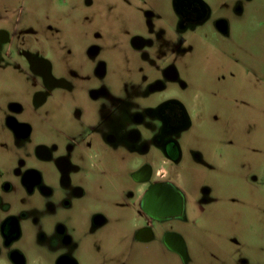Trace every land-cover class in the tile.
I'll use <instances>...</instances> for the list:
<instances>
[{
    "label": "flooded vegetation",
    "instance_id": "af4514ba",
    "mask_svg": "<svg viewBox=\"0 0 264 264\" xmlns=\"http://www.w3.org/2000/svg\"><path fill=\"white\" fill-rule=\"evenodd\" d=\"M258 1L169 0L165 12L142 0L143 30L128 38L137 56L135 80L121 94L108 83L100 44L86 47L89 68L64 60L58 71L41 46L0 29V264H83L87 245L114 264H128L130 239L158 242L190 263L186 236L171 226L196 224L181 173L189 163L214 166L184 142L202 119L190 106L202 104L195 92L211 87L196 90L186 74L206 69L223 83L244 76L264 81L260 59L243 54L246 32L264 30ZM250 15L255 20L246 28ZM110 178L114 190L105 197ZM212 195L205 184L198 200L209 204ZM104 203L123 212L112 217ZM122 214L133 228L119 231L120 250L103 251L102 232Z\"/></svg>",
    "mask_w": 264,
    "mask_h": 264
},
{
    "label": "rangeland",
    "instance_id": "374dc122",
    "mask_svg": "<svg viewBox=\"0 0 264 264\" xmlns=\"http://www.w3.org/2000/svg\"><path fill=\"white\" fill-rule=\"evenodd\" d=\"M90 1L0 0V29L15 30L20 41L25 38L29 46H41L58 71L64 70V60L75 68L83 61V67L89 68L86 47L93 42L100 44L101 57L109 64L108 83L119 94L124 93L128 80H135L132 69L137 56L129 48L128 38L131 32L143 30L142 0ZM154 1L168 12L169 0ZM208 1L219 5L223 0ZM257 4L264 8L263 0ZM254 20L252 15L246 18L245 27ZM243 54L251 62L252 58L260 59L256 65L264 74V30L246 32ZM186 76L196 90L198 85L216 90V94L210 92L211 87L195 92L202 104L190 106L202 119H197L184 136V142L200 149L214 167L189 163L182 171L180 184L187 192L196 224L177 221L171 226L189 242V264H264V81L244 76L243 80L227 78L223 83L206 69L187 72ZM135 94V100H140L141 94ZM189 97L190 92L186 93V99ZM114 174L124 179V172ZM112 180L104 184L105 197L114 190ZM205 184L213 191L212 202L206 205L198 200L199 189ZM101 207L112 217L123 212L106 203ZM135 214L133 209L132 216ZM122 215V221L102 232L103 251L120 250L119 231L133 228V220L128 218L126 223ZM129 245L128 264H184L158 242L141 245L130 239ZM100 253L87 245L83 264H114Z\"/></svg>",
    "mask_w": 264,
    "mask_h": 264
}]
</instances>
